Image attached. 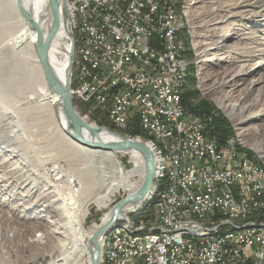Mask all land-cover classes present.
<instances>
[{
	"label": "bare ground",
	"instance_id": "6f19581e",
	"mask_svg": "<svg viewBox=\"0 0 264 264\" xmlns=\"http://www.w3.org/2000/svg\"><path fill=\"white\" fill-rule=\"evenodd\" d=\"M66 1L68 21L60 13L59 27L47 55L51 67L63 84L69 77L72 60L69 26L73 27L77 53H84L82 16L77 15L76 0H62V2ZM207 3L211 5L213 19L211 21L195 19L197 10L192 9V4ZM170 6H172L171 21L174 26V62L177 65L175 84H181L178 88L179 103H183L182 91L188 83L191 66V62L184 57V40L180 39V36L187 31L186 19L194 33L198 57L207 66L206 69L209 70L211 66L222 69L211 76H207L205 71L199 73L200 85L206 88V94L216 89L224 93L243 91L245 95L253 92L264 94V0H196L188 2L187 6H181L180 11L173 5ZM36 23L42 30V38L46 39L50 30V13L46 0H0V156L9 154L16 169L39 174L38 179L45 183L54 196H57L59 216L55 214L47 218L49 224L59 227L57 232L62 239L58 240L57 245L61 255L55 260L49 259L48 264L54 262L93 264L96 246L92 244V238L109 222L112 210L107 212L100 225L86 230L87 205L92 203L98 208L106 209L112 197L119 191L128 192V195L136 193L143 185L146 175L144 158L141 152L132 149L121 152L93 149L80 144L70 136L73 132L68 127L63 114L61 99L48 88L35 49ZM222 72L231 73L220 83L208 86L209 81L215 80ZM21 95L36 97L39 100L36 106L45 114L46 121L53 126L58 139L64 142L69 147L70 153L82 162L80 168H76L74 173H69L72 175L73 184L70 183L67 169L61 165V162L51 163L45 169L33 158L31 139L24 137L19 122L21 118L18 105L21 104L19 100ZM218 107L235 124L240 137L261 130L264 107L258 109L255 102L245 101L244 97L240 101H232L226 94L224 100L218 102ZM84 119L92 128L98 127L95 123ZM116 129L127 131V128ZM144 134L146 138L142 139L138 136L136 139L148 146L155 159L154 182L146 199L147 202L152 200L145 208L148 209L156 208L158 201H163L165 190L169 188L171 154L165 143H159L158 138L149 135L148 131H144ZM85 138L101 144L121 142L107 131L100 134L85 132ZM234 140L228 145L230 151H237V143ZM251 146L264 157V150L257 142ZM119 154L128 156L134 168L124 170L118 161ZM262 170L264 171L263 168ZM55 173L62 179L58 184L51 179V174ZM135 176L138 177L137 181L131 182L130 178ZM36 181V179L32 180L34 186ZM73 185L78 187L80 196L70 195L69 190ZM144 203L127 205L121 210L120 217L133 213L140 207L143 209ZM141 209L135 213L145 210ZM251 217L253 221H264V208L251 209ZM246 219H249V212H230L217 216L216 226L241 224L229 227L230 235H248L263 231V224H246ZM115 226L116 229L106 235L100 234L97 238L100 264H114V242L115 238L120 236L130 241H143L144 238L173 241L184 237L207 241V238L222 237V230H203V233H198V230L187 229L191 227V218L186 217L172 220L171 229L178 230L163 229L170 227L168 218H159V221L155 222L156 229L134 231L133 229L138 228V224L129 216L125 217V223H117ZM202 228H209V221H202ZM76 253L77 257H74ZM0 264H3L1 259Z\"/></svg>",
	"mask_w": 264,
	"mask_h": 264
},
{
	"label": "built area",
	"instance_id": "2783aa9c",
	"mask_svg": "<svg viewBox=\"0 0 264 264\" xmlns=\"http://www.w3.org/2000/svg\"><path fill=\"white\" fill-rule=\"evenodd\" d=\"M76 5L83 20L84 53H77L69 26L72 98L88 104L98 121L106 118L114 128H127V134L135 126L148 131L171 154V181L163 201L133 230L156 229L159 218L170 220L163 229L178 230L171 229V222L179 217L191 218L187 229L198 233L222 230V237L207 241H130L120 236L114 242V264H264V221L251 217V209L264 208V171L230 151L228 143L221 146L208 122L178 102L181 84H175L170 1L76 0ZM59 177L51 174L56 184ZM72 188L79 195L78 187ZM104 210L112 209L108 205ZM230 212H249L246 224H263V231L230 235L229 227L241 224L216 226L217 216ZM128 215L115 224L125 223ZM202 221H209V228H202Z\"/></svg>",
	"mask_w": 264,
	"mask_h": 264
},
{
	"label": "rangeland",
	"instance_id": "374dc122",
	"mask_svg": "<svg viewBox=\"0 0 264 264\" xmlns=\"http://www.w3.org/2000/svg\"><path fill=\"white\" fill-rule=\"evenodd\" d=\"M180 1L181 7L185 5L187 6L188 2H195L196 0ZM210 6L211 5L208 3L204 5L192 4V9L195 11L197 10L195 19L211 21L213 19V11ZM186 26V33L188 39L190 40L189 45L191 54L188 56L184 52V57L191 62V66L189 67L190 69L191 67H195L196 92L199 94L192 99V102L200 103L201 101H207L210 103L216 110V113L214 112L213 114H221V116L229 122L235 133V136L228 140V145L232 144L235 139L234 141L237 143L236 153L243 157H247L249 163H255L259 166L262 164L261 168L264 169L263 155L253 150L251 146L253 144L255 145L257 142L258 146L264 150V121L261 124V130L251 132L245 137H240L235 124L231 122L224 112L218 107V102L224 100V96L228 94V97L232 101H240L241 98L244 97L245 101L255 102L256 107L259 109L260 107H264V94L253 92L245 95L243 91L240 93H224L221 92L220 89H216V91L214 90L213 92L206 94V88L200 85L199 73H203L205 71L207 76H211L214 72H219L222 69L216 66H211L209 70L206 69L207 66H205L201 62V58L198 57L199 52L194 42V33L192 32L187 19ZM180 39L184 40L185 45L184 37L182 36ZM184 50L186 51L185 46ZM230 73L231 72H222L215 80H210L208 86H212L220 83L224 79H227ZM19 100L21 103L18 105L19 107L17 106L19 108L21 118L19 122L21 124L24 137L31 139L33 158H35L37 163L42 164L45 169L51 163L61 162V165L67 169L69 180H71L72 175L69 173H74L76 168H80L82 162L70 153L69 147L64 142H61L58 139V135L53 126H50V124L46 121L47 117L45 114L38 110L36 103L39 100L36 97L33 98L31 96L21 95ZM73 102L81 116L89 120L91 123H95L98 127H102L99 125L101 121L97 120V115L89 113L90 106L88 104L74 99ZM207 119L210 118H204L203 120L207 121ZM109 130L123 135H128L126 133L127 131L122 132L119 130V132L118 129ZM140 137L142 139L144 138L142 136ZM236 140L239 141L237 142ZM118 161L121 167L126 171L134 168V164L126 155L119 154ZM13 165L14 162L11 158H9V154H3V156H0V259L3 261V264H48L50 260H55L61 255V251L57 245L58 240L62 239L58 233L59 227L52 226L48 223L49 216L51 217L58 212L57 196H54L50 192V189H47L45 183L38 179L37 176L39 174H34L35 172L28 173L25 171L28 173L27 174L19 168L16 169ZM33 179L37 180L35 186L32 183ZM137 179L138 177L135 176L130 178V181L136 182ZM69 191L74 194L73 188ZM127 195L128 192L123 190L119 191L116 196L112 197L109 204L110 209H112ZM146 202L147 200L144 203L143 209L140 207L138 210L128 215L130 219H132V216L136 214L135 212L140 211V209L144 210L150 204V202ZM149 209L150 208L145 209L144 211L139 212V214L143 215ZM87 210L88 215L85 227L86 230H90L93 223H97L98 225L101 224L100 219L103 218L107 211L104 210V208H98L92 203L87 205ZM57 215L59 216V214ZM147 217H149V214H147ZM144 220L145 219H141L137 224H141ZM38 235H40V237H37Z\"/></svg>",
	"mask_w": 264,
	"mask_h": 264
},
{
	"label": "water",
	"instance_id": "95a60500",
	"mask_svg": "<svg viewBox=\"0 0 264 264\" xmlns=\"http://www.w3.org/2000/svg\"><path fill=\"white\" fill-rule=\"evenodd\" d=\"M50 13V30L46 39L42 38V30L36 23L34 25V30L37 32V42L35 44V49L42 66V70L46 79L48 88L52 93L59 95L62 104V111L66 118L68 127L72 130L73 135H70L75 141L80 144L86 145L93 149L109 151V152H121L126 150H137L143 154L146 175L144 183L141 188L134 194L127 195L125 198L121 199L112 208V217L109 222L105 224L101 230L96 233L92 238V244L96 246V250L93 255V264H100V250L97 245V238L100 234L106 235L112 230L116 229L115 223L120 217L121 210L131 203H144L151 191L154 182V170H155V159L153 153L148 148V146L136 139L124 136L120 133L110 131L105 127L92 128L86 123V120L81 116L73 102L71 96V71L74 59V48H72V60L70 65V74L66 83H62L57 75L55 74L53 68L48 59V50L54 39L56 32L60 23V13L68 21V13L64 5H62V0H46ZM70 30V29H69ZM70 32V31H69ZM70 38H72V33L70 32ZM103 131H107L113 136L117 137L121 142L114 144H101L86 140L85 132L91 134H100Z\"/></svg>",
	"mask_w": 264,
	"mask_h": 264
},
{
	"label": "trees",
	"instance_id": "16d2710c",
	"mask_svg": "<svg viewBox=\"0 0 264 264\" xmlns=\"http://www.w3.org/2000/svg\"><path fill=\"white\" fill-rule=\"evenodd\" d=\"M169 1L171 5H173L177 10L180 11L181 9L180 0H169ZM182 36L185 39V45H184L186 49L185 53L186 55H190L191 54L190 45H189L190 40L188 39L186 31L183 33ZM190 74L191 75L189 77L188 83L185 85L182 91L183 105L190 115H193L200 119L210 118L207 119V121H208V129L210 131L211 136L215 138L221 146H225L228 140L235 136V133L231 128L229 122L223 116H221V114H217V115L213 114L214 112L216 113V110L211 106L210 103H208L207 101H201L200 103L192 102V99L199 95L198 92H196L195 67H191ZM99 125L102 127L109 128L111 130H116L114 126H112L106 118L103 119ZM128 135L131 138H136L137 136H142L145 138L144 131L141 130L138 126H135L130 132H128ZM154 209L155 208H150L143 215L137 213L133 215L132 218L134 221L138 223L141 219L147 218V214H150L151 211Z\"/></svg>",
	"mask_w": 264,
	"mask_h": 264
}]
</instances>
